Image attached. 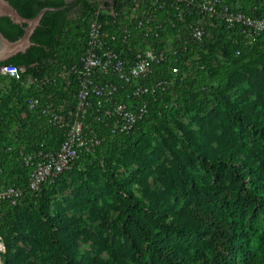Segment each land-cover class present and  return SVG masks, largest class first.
<instances>
[{"label": "trees", "instance_id": "16d2710c", "mask_svg": "<svg viewBox=\"0 0 264 264\" xmlns=\"http://www.w3.org/2000/svg\"><path fill=\"white\" fill-rule=\"evenodd\" d=\"M9 1L27 18L56 9L44 14L26 52L0 63L23 68L20 81L0 74V191H24L15 204L0 202V264H264V33L249 43L239 28L204 23L198 41L189 27L199 15L178 21L168 7L155 12L160 37L145 38L132 15L154 0ZM258 2L241 0V7L250 13ZM99 10L122 58L148 47L168 52L143 83L175 82L150 98L149 114L129 134H112L113 119L90 110L84 131L102 144L34 193L20 147L59 150L66 129L43 109L74 119L77 75L61 74L81 66ZM0 31L10 40L24 34L8 17ZM193 58L199 69L189 76L185 63ZM31 76L57 80L28 86ZM129 89L118 100L129 102ZM31 96L41 100L36 111L26 106Z\"/></svg>", "mask_w": 264, "mask_h": 264}, {"label": "built area", "instance_id": "2783aa9c", "mask_svg": "<svg viewBox=\"0 0 264 264\" xmlns=\"http://www.w3.org/2000/svg\"><path fill=\"white\" fill-rule=\"evenodd\" d=\"M241 4V0H154L155 7L146 9L142 16L133 14L132 19L136 21L137 29L145 38H159L162 26L156 21L155 12L170 7L174 9L178 21L184 20L186 12L199 15V22L189 27L192 38L198 41H202L206 36L204 23L215 26V22H223L230 28H239L244 39L251 43L264 33V0H259L253 5L250 13L244 11ZM99 13L100 10L90 22L87 47L81 66L74 65L61 74L62 77L77 75L75 112L70 113L74 119H68L62 111L54 109L52 105L43 109L51 124L66 129V137L59 150L27 152L25 146L20 147L23 165L29 169V189L34 193H40L47 181L68 169L80 153L94 151L102 144L101 139L90 137L84 131L83 120L90 110L95 111L99 119H113L112 134H129L149 114L152 106L150 98L156 100L159 93L166 91L175 82V77H172L143 83L150 77L155 64L168 59V52L148 47L138 51L133 60L122 58L113 46L118 36L104 30ZM110 13L116 16L114 10ZM124 33L125 38L130 35L128 30H124ZM182 44V51H185L189 40L184 39ZM173 54H178V50L174 49ZM178 72L179 68L173 66V76ZM0 74L8 79L20 81L23 68L13 63H4L0 65ZM112 76L116 80L110 79ZM56 80V77L31 76L27 84L44 86ZM126 86L130 88L129 92L127 91V103L117 98L120 89L125 90ZM26 106L30 111H36L42 106L41 100L37 96H31L26 100ZM23 195L22 188L11 185L0 191V202L10 201L15 204ZM2 251L4 247L0 243V252Z\"/></svg>", "mask_w": 264, "mask_h": 264}, {"label": "water", "instance_id": "95a60500", "mask_svg": "<svg viewBox=\"0 0 264 264\" xmlns=\"http://www.w3.org/2000/svg\"><path fill=\"white\" fill-rule=\"evenodd\" d=\"M55 9L54 7H45L34 18H27L21 15L9 0H0V18L8 17L15 24L21 25L24 28L23 36L17 40H10L0 31V63L13 58L20 52H26L34 44L31 37L40 25L44 14L47 11ZM1 245L4 247L2 243Z\"/></svg>", "mask_w": 264, "mask_h": 264}, {"label": "rangeland", "instance_id": "374dc122", "mask_svg": "<svg viewBox=\"0 0 264 264\" xmlns=\"http://www.w3.org/2000/svg\"><path fill=\"white\" fill-rule=\"evenodd\" d=\"M167 49H171V45H169L167 47ZM187 68H188V75L189 76H192L195 72L198 71L199 69V65L197 63V59L196 58H193L191 60H189L188 62L185 63ZM8 79V78H7ZM8 81V80H7ZM2 243V242H1ZM3 244V243H2ZM4 245V244H3ZM4 249H5V246H4Z\"/></svg>", "mask_w": 264, "mask_h": 264}, {"label": "flooded vegetation", "instance_id": "af4514ba", "mask_svg": "<svg viewBox=\"0 0 264 264\" xmlns=\"http://www.w3.org/2000/svg\"><path fill=\"white\" fill-rule=\"evenodd\" d=\"M71 1H73V0H71Z\"/></svg>", "mask_w": 264, "mask_h": 264}]
</instances>
